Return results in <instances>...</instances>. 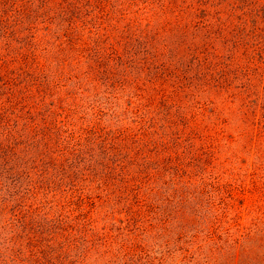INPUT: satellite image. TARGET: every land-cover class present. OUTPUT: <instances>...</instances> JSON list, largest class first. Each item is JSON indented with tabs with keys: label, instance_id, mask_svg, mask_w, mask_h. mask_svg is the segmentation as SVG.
<instances>
[{
	"label": "trees",
	"instance_id": "1",
	"mask_svg": "<svg viewBox=\"0 0 264 264\" xmlns=\"http://www.w3.org/2000/svg\"><path fill=\"white\" fill-rule=\"evenodd\" d=\"M89 90L109 108L125 99L123 114L134 126L75 130ZM258 111L264 0H0V226L26 220L19 210L1 221L6 209L46 190L80 193L87 181L88 189L130 196L136 211H156L161 196L172 202L178 226L191 227L194 239L203 235L207 264H264V221L241 226L238 211H229L230 190L226 200L214 181L192 186L182 156L185 147L203 154L229 120L247 135ZM208 187L215 194L199 202ZM189 203L194 209L186 213ZM159 218L171 221L169 213ZM227 218L234 224L224 225ZM61 224L59 217L50 228ZM41 229L25 237L27 246L24 235L18 245L2 244L16 237L9 230L0 264H64L71 250L57 241L59 232ZM118 249L123 256L130 250Z\"/></svg>",
	"mask_w": 264,
	"mask_h": 264
},
{
	"label": "rangeland",
	"instance_id": "2",
	"mask_svg": "<svg viewBox=\"0 0 264 264\" xmlns=\"http://www.w3.org/2000/svg\"><path fill=\"white\" fill-rule=\"evenodd\" d=\"M122 24L123 22L120 23ZM120 30L127 33L125 27L120 26ZM86 94L89 97L83 96L84 100L78 102L79 112L74 116L73 122L75 130L81 132L82 128L94 124L102 127L105 132L120 126H134L132 123L134 118L130 113L123 114L125 99L119 107L113 103L109 108L110 101L106 100L105 96L98 94L94 97L92 90ZM98 96L99 100L95 101ZM205 109L206 113L210 114V107ZM156 110L158 112L161 109ZM262 113L264 112L258 111L253 130L247 135H239L233 121L229 120L224 125V133L218 135L219 140L214 141L212 137H208L203 145L205 148L199 150V154L202 152L203 154L192 156L187 147L182 152L185 166L189 171L185 179H188L192 186L201 180L210 183L214 181L215 184L222 185L224 189L223 192L221 190L220 195L226 200H229L227 190H230L233 198L229 200L232 206L229 211H238L241 226L264 221V216L261 215L264 212ZM64 116L65 113L60 119H64ZM213 130L208 133L214 134ZM196 146L201 147V141L197 140ZM82 184L84 189L80 193L62 190L63 187L56 191L46 190L45 193L40 192L36 197L27 199L21 207L6 209L1 221L19 210L23 214L26 213V220L22 223L13 219L14 225L0 226V239H3L11 229L7 236L12 234L16 236L13 240L2 244L18 245L20 243L18 236L24 235L23 238L32 236L34 234L32 231L42 226L41 231L53 234L54 231L59 232L58 235L61 237L57 241H63L64 247L67 249L69 247L71 250L70 255H67V251L63 254L64 264H124L125 261L126 264H207L203 261V254L199 252L207 251L203 235L198 234L194 239L190 236L193 234L191 227H184L189 229L187 231L178 226L180 221L176 218L178 213L172 202L164 200L161 203L163 200L161 196L160 206L156 211L150 210L146 205L136 211L137 207L132 204L133 198L130 196L126 198L124 194L116 191V188L102 190L97 189L96 185H91L88 189L87 181ZM195 190H198V187H195ZM211 192L215 194L211 187H208L206 192L198 194L199 202L200 199L206 200ZM192 209H194L193 204H186V213ZM166 213H169L171 218L168 224L163 223L159 218ZM59 217L63 220V224L58 225L57 228H50ZM24 223L26 225H23ZM228 224H234L233 219L227 218L224 225ZM181 230L182 232H179ZM55 239L50 242L56 244L57 241L53 242ZM26 241L27 238L22 241L24 246L28 245ZM46 243L42 241V244ZM92 243H95L93 248H91ZM102 243L104 247L101 246ZM125 245L130 250H126L129 253L123 256L118 247L124 248ZM86 246L91 248L88 252H85ZM99 249L107 251L97 254L96 251Z\"/></svg>",
	"mask_w": 264,
	"mask_h": 264
}]
</instances>
